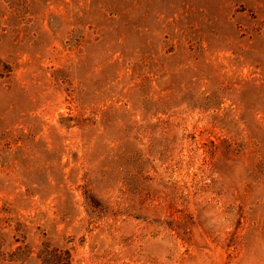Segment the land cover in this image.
<instances>
[{
    "label": "rangeland",
    "instance_id": "obj_1",
    "mask_svg": "<svg viewBox=\"0 0 264 264\" xmlns=\"http://www.w3.org/2000/svg\"><path fill=\"white\" fill-rule=\"evenodd\" d=\"M0 226V264H264V0H0Z\"/></svg>",
    "mask_w": 264,
    "mask_h": 264
},
{
    "label": "trees",
    "instance_id": "obj_2",
    "mask_svg": "<svg viewBox=\"0 0 264 264\" xmlns=\"http://www.w3.org/2000/svg\"><path fill=\"white\" fill-rule=\"evenodd\" d=\"M199 95L203 96L204 99L206 100L209 97L208 96H204L205 93L204 92H199ZM156 103V109L157 111H159V107H161L162 105L164 106L165 101H161L159 102L158 100L155 102ZM145 100H143V106L145 107ZM160 104V105H159ZM155 110H153V112H157ZM125 112V111H124ZM127 112V111H126ZM143 127H148L149 129H151V126L149 124H146L145 126H138L136 123H132V125H129L128 129H126L125 132V136L124 138L128 139L131 137V135L133 134V132H140V131H144ZM211 148H208V153H209V157L211 159H213L214 155H215V148L216 145L213 141H211ZM127 158H131V159H138V155L136 154V152L134 153H130L127 154ZM2 227L0 226V259L2 260L4 254L6 253L5 248L7 246V244L4 242V237L6 238V233L2 232ZM4 236V237H3ZM15 237V236H14ZM15 241H19L18 238H15ZM25 248L27 247L26 245L24 246ZM21 248V247H20ZM52 247H49V245L45 242L42 244L41 249L39 251L40 257H42V261L45 264H70V254L68 252H65V255L63 256V259L59 260V256H56L54 253H52L55 249H51Z\"/></svg>",
    "mask_w": 264,
    "mask_h": 264
}]
</instances>
